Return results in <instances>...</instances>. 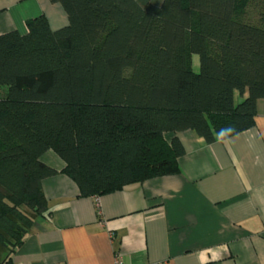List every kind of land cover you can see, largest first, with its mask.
<instances>
[{
	"label": "trees",
	"instance_id": "trees-1",
	"mask_svg": "<svg viewBox=\"0 0 264 264\" xmlns=\"http://www.w3.org/2000/svg\"><path fill=\"white\" fill-rule=\"evenodd\" d=\"M50 1L67 27L41 16L0 35V264L51 215L47 152L100 197L179 174L185 151L167 134L232 138L264 99V0Z\"/></svg>",
	"mask_w": 264,
	"mask_h": 264
},
{
	"label": "crops",
	"instance_id": "crops-1",
	"mask_svg": "<svg viewBox=\"0 0 264 264\" xmlns=\"http://www.w3.org/2000/svg\"><path fill=\"white\" fill-rule=\"evenodd\" d=\"M41 16L53 31L69 25L60 3L0 0V35H25ZM175 137L185 151L179 174L100 197H82L64 161L43 155L58 171L43 181L51 215L37 218L12 264H264V99L254 126L232 138L166 135Z\"/></svg>",
	"mask_w": 264,
	"mask_h": 264
},
{
	"label": "rangeland",
	"instance_id": "rangeland-1",
	"mask_svg": "<svg viewBox=\"0 0 264 264\" xmlns=\"http://www.w3.org/2000/svg\"><path fill=\"white\" fill-rule=\"evenodd\" d=\"M248 17H249L253 22L256 21V17H257V15H256V12H255V10H254L253 8H251V9L249 10ZM194 70H195L196 72L199 71V59H198L197 56L194 57Z\"/></svg>",
	"mask_w": 264,
	"mask_h": 264
}]
</instances>
